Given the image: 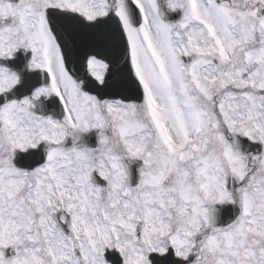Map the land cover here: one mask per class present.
Returning <instances> with one entry per match:
<instances>
[{"label": "snow or ice", "instance_id": "1", "mask_svg": "<svg viewBox=\"0 0 264 264\" xmlns=\"http://www.w3.org/2000/svg\"><path fill=\"white\" fill-rule=\"evenodd\" d=\"M165 3L0 0V264H264V0Z\"/></svg>", "mask_w": 264, "mask_h": 264}, {"label": "flooded vegetation", "instance_id": "2", "mask_svg": "<svg viewBox=\"0 0 264 264\" xmlns=\"http://www.w3.org/2000/svg\"><path fill=\"white\" fill-rule=\"evenodd\" d=\"M28 56H30V53L25 54L21 50L15 54V56L12 60L7 61L6 63L8 64L9 67L19 70V69L23 68L24 64L26 63ZM28 78L35 80L37 82L39 81V77L36 74H33V75L29 76ZM54 99L55 98H49L47 101H44V103H46L48 105V110L52 111V108L49 104H51Z\"/></svg>", "mask_w": 264, "mask_h": 264}]
</instances>
